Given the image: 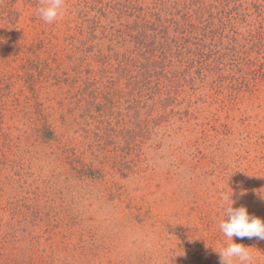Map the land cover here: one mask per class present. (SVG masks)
Here are the masks:
<instances>
[{"label": "rangeland", "instance_id": "374dc122", "mask_svg": "<svg viewBox=\"0 0 264 264\" xmlns=\"http://www.w3.org/2000/svg\"><path fill=\"white\" fill-rule=\"evenodd\" d=\"M238 2L248 16L234 23L235 41L207 46L194 66L192 56L176 64L186 77L165 122L153 116L140 148L128 147L119 131L91 156L95 139L69 111L68 57L69 38H80L84 12L91 18L95 10L86 0H65V15L49 24L37 13L45 0H16V29L0 21V105L9 141L0 143V161L7 159L0 201L13 203L16 221L37 213L19 231L28 242L20 249L32 251L35 264H220L222 190L231 192L232 207L264 220V0ZM46 118L55 141L40 136ZM78 147L100 177L77 173ZM11 217L0 213L1 230ZM233 240L264 264V240Z\"/></svg>", "mask_w": 264, "mask_h": 264}, {"label": "trees", "instance_id": "16d2710c", "mask_svg": "<svg viewBox=\"0 0 264 264\" xmlns=\"http://www.w3.org/2000/svg\"><path fill=\"white\" fill-rule=\"evenodd\" d=\"M22 1L25 6L39 5V0ZM15 4L16 0H0V21L7 22L9 30L16 29L19 19ZM89 4L95 16L89 18L84 12L77 27L80 38H69L74 54L68 57L73 73L68 92L73 91L75 101L70 102V114L77 112L80 126L85 127L83 134L95 139V145L88 148L91 156L94 146L102 150L104 145L114 143L119 131L126 133L128 147L140 148L138 144L142 142L138 139H147L153 116L157 115L159 123H163L172 114L166 113L167 108L176 100L186 77L185 70L175 69L176 64H189L188 57L192 56L190 64L194 66L195 58L201 59L207 46L213 50L217 44L223 47L222 40L232 42L238 37L234 23L248 16L238 0H148L146 4L143 0H86V8ZM227 30L230 38L225 34ZM53 50L49 56L56 63L59 52ZM41 62L37 60L39 65ZM3 107L0 105V143L3 140L7 144ZM44 121L41 138L55 141L52 124L47 118ZM77 153V173L87 178L100 177L93 162H85L86 150L73 149V155ZM6 162L4 156L0 175ZM2 185L0 182V191ZM12 206V202L5 206L0 201V213L11 211L12 216L6 229L0 228V264H27L28 256V264H35L34 253L24 254L20 249L27 238L20 236L19 231L37 213H25L21 221H16L17 209ZM16 222L18 226L14 225Z\"/></svg>", "mask_w": 264, "mask_h": 264}, {"label": "clouds", "instance_id": "9594fccd", "mask_svg": "<svg viewBox=\"0 0 264 264\" xmlns=\"http://www.w3.org/2000/svg\"><path fill=\"white\" fill-rule=\"evenodd\" d=\"M66 10L65 0H45V3L37 9V13L46 23L51 24L62 19ZM230 196L231 192L225 193L222 190L218 197L220 207L223 209L218 228L226 238V242L215 250L219 255L220 264H259L252 247L235 243L233 237L248 239L255 237L264 240V220L250 216L244 206L232 207L234 201Z\"/></svg>", "mask_w": 264, "mask_h": 264}]
</instances>
